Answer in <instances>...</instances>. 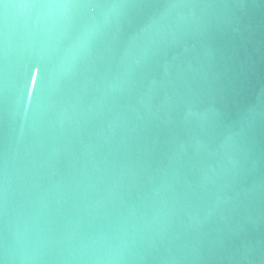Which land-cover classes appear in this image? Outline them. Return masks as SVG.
I'll list each match as a JSON object with an SVG mask.
<instances>
[{"label":"water","instance_id":"95a60500","mask_svg":"<svg viewBox=\"0 0 264 264\" xmlns=\"http://www.w3.org/2000/svg\"><path fill=\"white\" fill-rule=\"evenodd\" d=\"M0 264H264V0H0Z\"/></svg>","mask_w":264,"mask_h":264}]
</instances>
